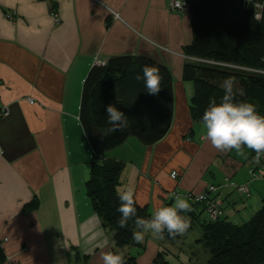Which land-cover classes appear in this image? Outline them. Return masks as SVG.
<instances>
[{"label": "crops", "instance_id": "obj_1", "mask_svg": "<svg viewBox=\"0 0 264 264\" xmlns=\"http://www.w3.org/2000/svg\"><path fill=\"white\" fill-rule=\"evenodd\" d=\"M170 1L0 0V107L8 110L0 118V264H103L108 252L133 264L199 263L187 255L208 220L191 196L220 186L221 219L236 226L264 206L254 185L264 182L263 159L201 139V122L189 110L192 84L182 79L190 17L170 10ZM120 56L167 68L172 119L158 142L146 146L130 136L104 159L123 164L116 191L132 188L149 215L176 194L188 199L196 220L175 243L145 234L136 247H114L86 195L92 151L79 120L82 86L96 61ZM240 185L249 192L244 201L235 193ZM33 200L35 208L24 211Z\"/></svg>", "mask_w": 264, "mask_h": 264}, {"label": "trees", "instance_id": "obj_2", "mask_svg": "<svg viewBox=\"0 0 264 264\" xmlns=\"http://www.w3.org/2000/svg\"><path fill=\"white\" fill-rule=\"evenodd\" d=\"M179 1L186 6L192 29L191 43L181 52L190 58L182 67V79L192 84V119L200 122L210 98L219 102L223 95L220 84L229 76L245 90V96L236 99L253 103L264 116V21H254L252 5L243 2L239 6V0ZM106 61L103 66L94 65L84 80L79 120L92 151L86 195L93 213L102 227L112 233L114 247L119 249L138 246L132 239L135 218L124 229L117 226L120 213L116 211V188L123 164L104 159V153L130 136L146 146L164 137L172 119V78L167 68L147 58L120 56ZM145 65L158 68L162 77L161 90L155 96L145 92L143 82L135 79ZM109 104L128 118L127 129L108 132L105 107ZM248 150L256 157L254 151ZM260 158L264 165V154ZM35 206L33 200L24 211ZM135 206L138 217L150 216L146 209ZM186 215L190 218L189 230L196 220L195 213L191 210ZM198 227L200 238L196 243L208 255L206 264H264V206L240 226L223 218L201 222ZM180 238L181 235L169 237L165 232L161 240L175 243ZM3 258L0 251V263ZM133 262V258L125 260V264Z\"/></svg>", "mask_w": 264, "mask_h": 264}, {"label": "clouds", "instance_id": "obj_3", "mask_svg": "<svg viewBox=\"0 0 264 264\" xmlns=\"http://www.w3.org/2000/svg\"><path fill=\"white\" fill-rule=\"evenodd\" d=\"M245 4L252 5L254 21H264V0H245ZM97 63L103 66L107 61L98 60ZM135 79L143 82V88L149 95L155 96L161 90L162 77L159 69L154 66L141 67ZM220 88L223 95L219 102L210 98L200 117L204 130L201 139L210 142L218 151L231 150L242 157L246 156L243 151L246 147L254 151L258 159L264 154V116L257 112L253 103L236 99L237 96L244 97L245 90L234 77L225 78ZM105 112L108 132L123 131L129 127L128 118L112 104L105 107ZM116 195L119 202L116 211L120 213L116 221L117 226L124 229L129 221L135 218L136 230L132 232L135 243H141L145 234H151L156 239H163L165 232L169 237L183 235L190 226V218L186 213L191 211V205L188 199L180 194L170 197V205L157 208L148 218L137 216L132 188L118 190ZM102 260L103 264H125L120 253H105Z\"/></svg>", "mask_w": 264, "mask_h": 264}, {"label": "built area", "instance_id": "obj_4", "mask_svg": "<svg viewBox=\"0 0 264 264\" xmlns=\"http://www.w3.org/2000/svg\"><path fill=\"white\" fill-rule=\"evenodd\" d=\"M180 5V6H178ZM169 9L172 11H184L186 6L183 2L179 0H171L169 5ZM10 16H8L9 18ZM114 18H117V15L113 14ZM185 57V56H184ZM186 60L190 59L185 57ZM95 65H100L97 63ZM32 103L31 100H29ZM8 115L7 107H0V118H4ZM249 175L252 179L256 180L259 178V175L255 174L251 170L249 171ZM170 177L175 179L177 174L175 172L170 173ZM220 186H207L201 193L195 196H191L193 201L203 207V210L206 214L207 220L210 222H215L221 219L222 216V200L218 197V192L220 190ZM236 195L242 200H246L249 198V192L246 186L240 185L234 187ZM190 196V195H189Z\"/></svg>", "mask_w": 264, "mask_h": 264}, {"label": "rangeland", "instance_id": "obj_5", "mask_svg": "<svg viewBox=\"0 0 264 264\" xmlns=\"http://www.w3.org/2000/svg\"><path fill=\"white\" fill-rule=\"evenodd\" d=\"M244 2H245V0H244ZM250 171V170H249ZM254 185H256L255 187H256V189L258 190V191H260V192H262V193H264V182H261V183H259V182H257V183H255ZM253 185V186H254ZM244 186H246V185H244ZM197 204V203H196ZM237 204H239V201H237ZM241 205V204H240ZM224 210L225 211H227V207L226 206H224ZM197 233V232H196ZM196 238H200V236H199V234H198V237H196ZM197 239V240H198ZM196 240V241H197ZM196 241H193L192 242V246H193V248L192 249H190V252H191V254H188L187 255V257L188 258H190V257H192V253H193V256H196V259H198L197 261L199 262V263H192V264H206V259H207V254H205L202 250L203 249H201V248H196V250H195V247L198 245L197 243H196ZM169 262L172 264V263H174V261L172 260V259H170L169 260Z\"/></svg>", "mask_w": 264, "mask_h": 264}, {"label": "water", "instance_id": "obj_6", "mask_svg": "<svg viewBox=\"0 0 264 264\" xmlns=\"http://www.w3.org/2000/svg\"><path fill=\"white\" fill-rule=\"evenodd\" d=\"M243 2H244V0H239V6H242Z\"/></svg>", "mask_w": 264, "mask_h": 264}]
</instances>
